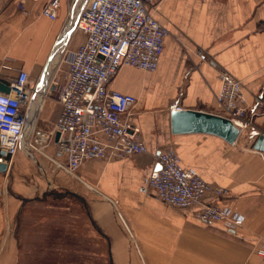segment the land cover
Segmentation results:
<instances>
[{"label": "crops", "instance_id": "obj_1", "mask_svg": "<svg viewBox=\"0 0 264 264\" xmlns=\"http://www.w3.org/2000/svg\"><path fill=\"white\" fill-rule=\"evenodd\" d=\"M48 1L0 0V82L25 71L38 106L34 126L51 131L68 80L65 50L77 51L86 33L71 30L54 59L74 0H60L55 18L42 14ZM153 13L169 31L157 69L124 66L109 86L136 96L129 119L149 151L93 158L71 175L47 155L20 150L0 171V264H264L256 251L264 244V0H162ZM224 72L242 81L251 125L234 143L174 132L177 106L221 114ZM168 146L185 168L228 190L218 202L245 216L236 232L197 220L198 207L169 205L149 186ZM46 153L59 156L56 138Z\"/></svg>", "mask_w": 264, "mask_h": 264}, {"label": "built area", "instance_id": "obj_2", "mask_svg": "<svg viewBox=\"0 0 264 264\" xmlns=\"http://www.w3.org/2000/svg\"><path fill=\"white\" fill-rule=\"evenodd\" d=\"M162 0H74L65 31L53 49L56 55L63 40L73 29L86 33V40L77 51L65 50L69 65L68 80L61 93L62 110L51 131L34 126L37 103L35 88L28 74L20 71L10 92H0L9 100L6 119L21 125L16 137H8L11 147L0 140V164L9 167L14 156L24 150L30 157L47 155L64 172L76 175L84 162L93 158L112 160L149 151L141 140V130L129 119L137 103L133 94L111 89L110 83L122 67L155 71L164 50L169 31L154 16ZM60 0L48 1L42 14L55 18ZM65 49V47H64ZM63 49V50H64ZM217 96L222 116L229 118L240 130L251 125L242 81L229 72L220 76ZM176 110H182L180 106ZM0 128V136L5 134ZM60 134L56 144L59 156L46 153L51 139ZM65 156V160L62 159ZM160 168L152 170L148 184L167 204L194 209L197 220L218 224L236 232L245 216L218 202L228 190L205 181L194 168H185L173 146L157 155ZM215 198L216 202H207ZM257 253L264 257V244Z\"/></svg>", "mask_w": 264, "mask_h": 264}, {"label": "water", "instance_id": "obj_3", "mask_svg": "<svg viewBox=\"0 0 264 264\" xmlns=\"http://www.w3.org/2000/svg\"><path fill=\"white\" fill-rule=\"evenodd\" d=\"M0 92L9 93L10 86L1 81ZM172 119L174 132H207L220 135L230 143H234L240 134V129L229 118L218 114L198 110H174ZM59 137L58 133L56 140ZM260 143L264 144V135L260 139ZM7 169L6 164H0V171L6 172Z\"/></svg>", "mask_w": 264, "mask_h": 264}, {"label": "clouds", "instance_id": "obj_4", "mask_svg": "<svg viewBox=\"0 0 264 264\" xmlns=\"http://www.w3.org/2000/svg\"><path fill=\"white\" fill-rule=\"evenodd\" d=\"M8 103L9 100L0 97V128H4V126H6L5 134L3 136H0V140L3 141L4 145L11 147L12 145L8 143L7 138L16 137L17 134L21 132V125L17 122L6 119V110Z\"/></svg>", "mask_w": 264, "mask_h": 264}, {"label": "bare ground", "instance_id": "obj_5", "mask_svg": "<svg viewBox=\"0 0 264 264\" xmlns=\"http://www.w3.org/2000/svg\"><path fill=\"white\" fill-rule=\"evenodd\" d=\"M66 42H67V38H65L59 48V50L57 51L56 55L54 56V59L55 58H58L62 52V50L64 49L65 45H66Z\"/></svg>", "mask_w": 264, "mask_h": 264}, {"label": "rangeland", "instance_id": "obj_6", "mask_svg": "<svg viewBox=\"0 0 264 264\" xmlns=\"http://www.w3.org/2000/svg\"><path fill=\"white\" fill-rule=\"evenodd\" d=\"M64 56H65V54H64ZM72 253H74V252H72ZM47 254H50L49 256H51V257H58V252L57 251H50V252H47ZM72 255L71 254H69V255H67V257H71ZM39 257H41V256H39ZM38 257V258H39Z\"/></svg>", "mask_w": 264, "mask_h": 264}]
</instances>
